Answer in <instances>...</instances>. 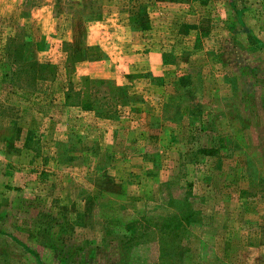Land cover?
<instances>
[{
  "label": "rangeland",
  "instance_id": "obj_1",
  "mask_svg": "<svg viewBox=\"0 0 264 264\" xmlns=\"http://www.w3.org/2000/svg\"><path fill=\"white\" fill-rule=\"evenodd\" d=\"M0 264H264V0H0Z\"/></svg>",
  "mask_w": 264,
  "mask_h": 264
},
{
  "label": "crops",
  "instance_id": "obj_2",
  "mask_svg": "<svg viewBox=\"0 0 264 264\" xmlns=\"http://www.w3.org/2000/svg\"><path fill=\"white\" fill-rule=\"evenodd\" d=\"M115 49H121V48L119 46H116ZM132 51H134L136 54L139 53L138 48L134 49ZM144 51H146V53L149 54V57H153V55H152L153 53H151V51L148 48H146ZM96 60H100V61L99 62L98 61H94L92 63L90 62V64L88 63L89 66L93 65V66H91L90 73L94 72V69L96 67L100 68V65H104L105 63L108 62V60L106 58H98ZM162 61H163L162 64L165 67L166 64L164 63L165 62V57L164 56L162 57ZM112 66H113L112 67L113 69H109V70L106 69L107 71H102V72H106V73H101L102 76H100V78H96V77L92 76V74H90V73H87L86 75H84L82 77L84 79L83 80L84 89H82V93L80 95V101H79V103L77 105H75V106L66 105V103H65L66 97H65L64 94H63V96L61 98L62 104L68 110L75 111L74 112L75 113L74 117L78 118L76 120L78 122L80 120L85 121V120H87V118H90V117L93 120H98V121H100V120L101 121H105V122H111L112 121L113 124L117 125L116 129L114 130V132L112 131V135L113 134L115 135L116 131L120 130L123 124L128 125V127L125 126L126 127L125 130H126L127 134H129L130 136L135 134L138 131V129H142L143 128V131H145V128H149L151 126L153 118H157L158 117V114H156V113L161 110V109H159V108H162L161 105H158L159 108L157 106L155 107V105H154V108L151 106V111L147 110V112H146L147 114H146L145 111L141 109V107H135V106L140 105V103L137 100H135V104H134L135 106H133L132 102L124 104V103H121L120 101H117V99H116V104L114 106L113 105H109V108H110V110H112V113H113V115H111L110 112L109 113L105 112V110H104V108H106L105 106H103V109H102L101 105H99V103H97V102H92V103L88 102V99H90V94L93 91V86L96 87L95 84H94L95 81H97V82L101 81L100 82L101 85L104 84V82H106V83L109 82L114 87V92L115 93L124 92L125 87H123V84H121V82H118L116 80L117 76L119 74V68H122V65L121 64H114ZM125 68H126V70H127V68L128 69L129 68H133V64H129V65L126 64V65H124V69ZM134 68H136V66ZM150 70H152V69L150 68ZM137 75H138L137 72H134V73L127 72L124 75H122V79H123V81H132L133 79H136L135 77H137ZM149 76L156 77L153 74H151ZM118 77L121 78V76H118ZM139 77L145 78L146 75L139 76ZM87 79H88L89 82H92L93 86L89 85L87 83ZM114 79H115V81H113ZM157 81L158 80H155L154 83H148V86H151V85L154 86ZM127 90L131 91L130 86H128ZM58 101H60V99H58ZM54 102H55V100H54ZM123 108H128V112H126L125 114H122ZM102 111H103V114H102ZM117 111H119V112H117ZM128 114H129V117H127V118L132 119L133 115L135 114L136 117L140 118V121H138V120L134 121L132 119L126 124V122H124L125 118H124L123 115L127 116ZM146 115H148V116H146ZM149 115H152L153 117H150ZM145 116L148 119H145ZM161 116H162V114H161ZM141 118H143V119H141ZM141 120H145V123H143ZM162 124H163L162 128L157 129V131L160 130V132H162V131L165 130V131L170 132V130L166 129V127H168L167 125L169 123L166 122V123H162ZM70 127L72 129H75V130H80L79 126L78 125L76 126V124L70 125ZM83 127L86 130L88 129V125H84Z\"/></svg>",
  "mask_w": 264,
  "mask_h": 264
},
{
  "label": "trees",
  "instance_id": "obj_3",
  "mask_svg": "<svg viewBox=\"0 0 264 264\" xmlns=\"http://www.w3.org/2000/svg\"><path fill=\"white\" fill-rule=\"evenodd\" d=\"M78 93H79V92H77L76 96L78 95ZM80 95H81V94H79L78 97H76V98L74 99V98H73V95H72V92H70L69 89H68L67 92H66V94H65V97H66V101H65V103H66V105H70V106H75V105H77V104L79 103V101H80ZM130 102H132V101L130 100ZM134 103H135V101L132 102L133 106H134Z\"/></svg>",
  "mask_w": 264,
  "mask_h": 264
}]
</instances>
